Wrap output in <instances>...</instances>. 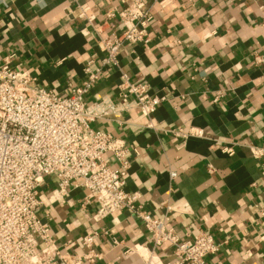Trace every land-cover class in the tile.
Here are the masks:
<instances>
[{"label": "crops", "instance_id": "obj_1", "mask_svg": "<svg viewBox=\"0 0 264 264\" xmlns=\"http://www.w3.org/2000/svg\"><path fill=\"white\" fill-rule=\"evenodd\" d=\"M131 1L0 0V64L59 95L82 86L88 66L99 69L88 102L118 100L122 73L147 83L161 98L151 117L132 110L94 123L130 149L125 189L152 216H167L181 239L212 234L221 246L209 264H264V165L251 151L264 147V0H149L150 41L124 44L119 65L107 66L99 39L122 28L108 13ZM190 128L202 136L173 133ZM57 185L47 177L39 191L58 246L83 254V236L98 232L94 264H145L149 252L156 264L174 261L175 247H156L129 210L95 221L86 189L56 201Z\"/></svg>", "mask_w": 264, "mask_h": 264}, {"label": "built area", "instance_id": "obj_2", "mask_svg": "<svg viewBox=\"0 0 264 264\" xmlns=\"http://www.w3.org/2000/svg\"><path fill=\"white\" fill-rule=\"evenodd\" d=\"M148 1L132 0L108 13V18L117 19L122 28L99 39L105 65H119L124 44L150 41L147 27L152 14ZM86 72L82 86L59 95L39 86L29 71L0 64V264H94L100 259L95 249L98 232L83 236L86 252L80 255L56 244L49 224L40 217L44 200L39 190L47 177L58 181L52 195L56 201L68 196L71 188L86 189L87 201L97 205L92 214L95 221L123 209L132 212L156 247H175V259L169 264H209L207 258L221 246L216 238L200 231L185 241L175 227L168 225L167 216L157 218L144 210L138 203L139 193L125 189L130 167L126 141L94 128L97 121L121 119L132 110L151 117L161 98L150 92L147 83L133 82L122 73L118 100L105 95L88 102L86 95L99 80L100 71L88 66ZM173 133L182 138L202 136L194 128ZM251 151L264 165V147L252 146ZM224 152L231 155L234 150L225 147ZM111 161L116 167L110 165ZM129 250L140 253L137 247ZM155 257L149 252L144 256L145 264H156Z\"/></svg>", "mask_w": 264, "mask_h": 264}]
</instances>
